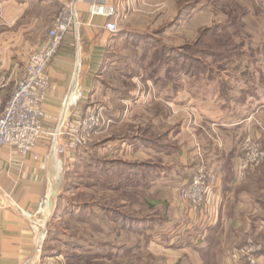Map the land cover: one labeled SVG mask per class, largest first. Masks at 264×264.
<instances>
[{
    "label": "rangeland",
    "instance_id": "obj_1",
    "mask_svg": "<svg viewBox=\"0 0 264 264\" xmlns=\"http://www.w3.org/2000/svg\"><path fill=\"white\" fill-rule=\"evenodd\" d=\"M155 2L153 7H148L152 15L145 16L150 17L151 24L140 19L146 21L147 26L142 28L144 33L151 34L142 37L145 41L140 42L150 48V56L143 61L146 53L134 49L132 44L139 42L136 37L129 44L120 42L107 59L103 91L107 90L110 99L117 101L114 90L105 89L117 87L119 92L125 93V100H131L134 90L143 89L139 82L138 86L132 83L131 77L140 75L141 70L148 67V71H157L158 78L153 84L158 90L161 84L176 86V89L182 84L190 87L194 92L191 107L198 105L200 97L215 95L224 103V109L232 105V101L237 103V107L226 110L233 117L237 112L246 113L240 107L246 111L247 108L259 109V116L251 121L252 126L246 130L242 126L235 127L240 132L235 134L234 140L241 151L240 160L245 141L264 150V0ZM114 5L125 16L117 21L126 23L134 13L133 7L122 9L119 4ZM154 18L158 21L152 23ZM167 26L171 31L169 36L162 32ZM139 58L141 64L136 61ZM150 61L152 67L147 66ZM142 75L149 77L146 73ZM175 75L191 80L181 82L173 79ZM153 84H148L146 89L156 95ZM151 100L155 101L153 96L143 102V107L151 104ZM190 106L186 105L188 111H191ZM90 109L98 113V123L90 130L84 144L69 154V159L55 156L60 168L51 183L48 203L51 208L41 224L43 238L36 250L39 264H233L238 261L233 254L221 253L216 223L209 231L203 229L210 221L208 208L206 214L200 216L193 206L182 204L178 199V187L187 185L191 181L187 175L193 176L204 163L193 173L182 171L178 179L164 181L159 178L165 172L161 161H153L156 165L144 167L145 174L139 175L136 168L141 169V166L128 165L118 157L122 147L120 132L130 131L124 136L125 142H136L131 126L128 124L126 128L123 122L130 117L125 111L122 116L108 117L105 101H96ZM145 117L148 119L147 115ZM107 119H112L113 123H107ZM217 124H205L211 131L205 136L207 140L216 139L217 134L220 136ZM145 127L141 138H153L149 140L161 146L159 152L165 155L167 149L162 145L168 131L161 126L156 129L151 123ZM175 127L177 132L179 127ZM157 130L164 132H160L159 137L151 133ZM169 132L173 134L174 130ZM48 149L50 151V146ZM197 152L202 163L201 147H197ZM263 163L264 159L252 168ZM41 203L42 200L39 206Z\"/></svg>",
    "mask_w": 264,
    "mask_h": 264
},
{
    "label": "crops",
    "instance_id": "obj_2",
    "mask_svg": "<svg viewBox=\"0 0 264 264\" xmlns=\"http://www.w3.org/2000/svg\"><path fill=\"white\" fill-rule=\"evenodd\" d=\"M155 1H106V4H119L122 9L127 6L134 9L126 23L117 21L118 32L111 34L104 27L108 19L90 16L89 2L76 0L79 25L75 32H68L64 36L47 68L49 89L41 106L47 117L44 125L52 129L70 116L89 109L96 101L107 102L108 117L122 116L125 111L130 118L124 119L123 122L126 128L129 127L128 124L131 126L136 142H125L124 136L130 131L120 132L122 147L118 153L119 159L126 161L128 165L141 166V169L136 168L139 175H144V167L155 164L153 161H161L160 166L165 172L159 178L164 181L178 179L182 171L193 173L194 169L204 163L203 166L211 175V193L207 201V216L210 221L203 229L208 230L216 223V231L221 237L222 254H233L248 242L254 243L260 248L255 256V264H264V187L260 186L264 185V163L255 169L246 170L243 179L239 181L237 170L241 151L234 140L235 134L240 132L235 127L248 129L254 124L251 123L252 119L255 120L259 116V109L247 108L246 111V108L240 107L246 113L237 112L233 117V114L227 113L226 110L234 108L231 106L237 107V103L232 101V105L228 104V108L224 109V103L215 95H206L204 99L200 97L198 105L191 107L194 92L190 87L182 84L176 89V86L161 84L158 90L153 84L158 78L155 76L157 71H148V67L143 68L140 75L131 77L132 83L136 82L138 86L139 82L143 88L134 90L130 95L131 100H125V93L119 92L121 90L118 91L117 87L105 88L114 90L112 93L117 97V101L110 99L107 90L102 89L107 59L110 52L120 46V42L129 44L128 42L136 37L139 42L132 44L134 49L147 54L144 55L143 61L150 56V48L140 42L145 41L142 37L144 39L146 35H151L144 33L142 28L146 21L151 24L150 17L145 16L152 15L149 8L153 7ZM57 10L58 3L55 0H0V112L16 82L22 77L28 57L46 40ZM166 18L167 23L170 22L168 14ZM156 21L154 18L152 23ZM169 29L167 26L162 32L169 36ZM136 61L141 64L140 58ZM152 65L150 61L147 66ZM144 73L149 74V77L147 75L144 78ZM175 78L181 82L191 80L185 76L175 75L173 79ZM148 84L154 85L156 95L146 89ZM77 88L81 91L79 103L74 105L69 101L64 105L66 98L72 97ZM152 96L155 101L151 100V104L143 107V102ZM159 100L162 103H158ZM182 101L184 103L179 105ZM210 103L212 107H207ZM187 104L191 111L187 110ZM190 116H194L193 123ZM197 117L199 121L196 120ZM248 118H251L250 121L246 120ZM110 121L112 119H107V123ZM209 122L218 123L220 136L215 135L217 140L212 137L211 140L206 139L211 132L210 128L205 126H209ZM150 123L154 124L156 129L161 126L165 132L168 131L166 142L162 145L167 149L165 155L159 152L161 146L149 140L153 138H141L147 128L145 126ZM175 126L179 127L177 132ZM170 130H174V133L171 134ZM160 132L164 131L151 133L159 137ZM49 146L50 143L46 140L38 143L34 150L36 159L33 155L18 159L8 146L0 150V199L9 203L7 208L0 209V264H39L36 250L43 238L41 224L49 213L50 209L47 208L52 195L51 183L60 168L55 159L56 155L53 150L49 151ZM197 147L202 149V163L197 157ZM67 156L70 155H64L63 158ZM187 177L190 181L193 176L190 173ZM236 259L238 261L233 264H249L243 257L238 256Z\"/></svg>",
    "mask_w": 264,
    "mask_h": 264
},
{
    "label": "built area",
    "instance_id": "obj_3",
    "mask_svg": "<svg viewBox=\"0 0 264 264\" xmlns=\"http://www.w3.org/2000/svg\"><path fill=\"white\" fill-rule=\"evenodd\" d=\"M87 1L90 16H101L108 19L104 26L105 29L111 34H116L118 32L117 20L124 14L121 15L114 4H106L108 0ZM56 2L59 9L52 20L46 40L28 57L22 77L16 82L9 99L0 112V150L5 146L11 147L18 159L27 155H33L36 159L34 150L38 143L44 140L50 142V149L56 156L71 154L84 144L88 133L98 123V113L95 109L89 108L82 113L70 116L52 129L44 125L47 117L41 106L49 89L47 68L64 36L68 32H75L79 25L76 0H56ZM68 98L64 105L69 101L77 105L81 98L80 89L77 88L73 96ZM242 149V158L237 170L239 180L243 179L246 170L257 166L264 159V150L254 143L245 141ZM16 164L19 165V163ZM210 180L211 175L201 166L195 171L191 181L178 190L180 202L193 206L200 216L206 214ZM8 205V201L0 199V209L7 208ZM259 250L257 245L248 242L232 256L236 259L241 254L249 264H254L256 253Z\"/></svg>",
    "mask_w": 264,
    "mask_h": 264
},
{
    "label": "bare ground",
    "instance_id": "obj_4",
    "mask_svg": "<svg viewBox=\"0 0 264 264\" xmlns=\"http://www.w3.org/2000/svg\"><path fill=\"white\" fill-rule=\"evenodd\" d=\"M51 208V205H48V208L47 209H50Z\"/></svg>",
    "mask_w": 264,
    "mask_h": 264
},
{
    "label": "trees",
    "instance_id": "obj_5",
    "mask_svg": "<svg viewBox=\"0 0 264 264\" xmlns=\"http://www.w3.org/2000/svg\"><path fill=\"white\" fill-rule=\"evenodd\" d=\"M210 229V228H209ZM209 229H208V231H209ZM213 230V229H212ZM45 252V251H44Z\"/></svg>",
    "mask_w": 264,
    "mask_h": 264
},
{
    "label": "water",
    "instance_id": "obj_6",
    "mask_svg": "<svg viewBox=\"0 0 264 264\" xmlns=\"http://www.w3.org/2000/svg\"><path fill=\"white\" fill-rule=\"evenodd\" d=\"M54 193H55V191H54Z\"/></svg>",
    "mask_w": 264,
    "mask_h": 264
}]
</instances>
